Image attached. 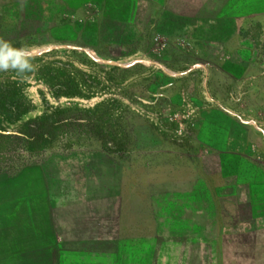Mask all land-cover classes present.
Masks as SVG:
<instances>
[{
	"label": "rangeland",
	"instance_id": "1",
	"mask_svg": "<svg viewBox=\"0 0 264 264\" xmlns=\"http://www.w3.org/2000/svg\"><path fill=\"white\" fill-rule=\"evenodd\" d=\"M0 38V264H264V0H0Z\"/></svg>",
	"mask_w": 264,
	"mask_h": 264
},
{
	"label": "clouds",
	"instance_id": "2",
	"mask_svg": "<svg viewBox=\"0 0 264 264\" xmlns=\"http://www.w3.org/2000/svg\"><path fill=\"white\" fill-rule=\"evenodd\" d=\"M33 55L27 47H16L13 42L0 38V72L25 75L34 71Z\"/></svg>",
	"mask_w": 264,
	"mask_h": 264
},
{
	"label": "trees",
	"instance_id": "3",
	"mask_svg": "<svg viewBox=\"0 0 264 264\" xmlns=\"http://www.w3.org/2000/svg\"><path fill=\"white\" fill-rule=\"evenodd\" d=\"M56 96L59 95H69L68 92H58L57 90L54 91ZM68 93V94H67ZM0 109L2 110H6V111H11L15 114H21L23 110V105L14 100L12 98L11 101L8 100V97L2 93V91L0 90ZM43 129H45V124L44 121L42 123V125H40ZM46 129L41 133L40 138H38L36 141H34V143L30 144V149L31 150H35V151H42L45 148H47L50 143H51V133H52V129L48 128L49 126L46 125ZM39 129V128H38ZM48 131V132H47ZM16 137L12 136L11 134L8 133H4V132H0V156L5 154L6 151L8 150L9 146H10V142L15 139Z\"/></svg>",
	"mask_w": 264,
	"mask_h": 264
}]
</instances>
